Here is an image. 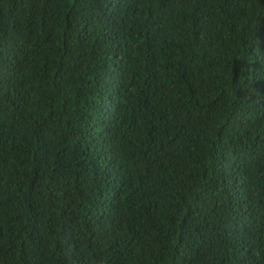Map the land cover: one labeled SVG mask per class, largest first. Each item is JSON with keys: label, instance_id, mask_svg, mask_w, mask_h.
Segmentation results:
<instances>
[{"label": "trees", "instance_id": "16d2710c", "mask_svg": "<svg viewBox=\"0 0 264 264\" xmlns=\"http://www.w3.org/2000/svg\"><path fill=\"white\" fill-rule=\"evenodd\" d=\"M0 264H264V0H0Z\"/></svg>", "mask_w": 264, "mask_h": 264}]
</instances>
